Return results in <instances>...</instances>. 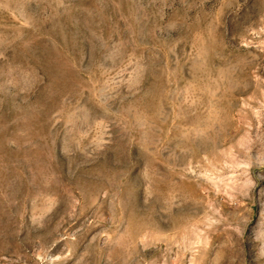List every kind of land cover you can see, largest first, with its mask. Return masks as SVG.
Here are the masks:
<instances>
[{
    "label": "rangeland",
    "instance_id": "obj_1",
    "mask_svg": "<svg viewBox=\"0 0 264 264\" xmlns=\"http://www.w3.org/2000/svg\"><path fill=\"white\" fill-rule=\"evenodd\" d=\"M0 264H264V0H0Z\"/></svg>",
    "mask_w": 264,
    "mask_h": 264
}]
</instances>
